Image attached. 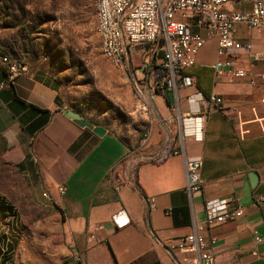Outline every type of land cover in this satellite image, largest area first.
<instances>
[{"label": "crops", "instance_id": "crops-1", "mask_svg": "<svg viewBox=\"0 0 264 264\" xmlns=\"http://www.w3.org/2000/svg\"><path fill=\"white\" fill-rule=\"evenodd\" d=\"M234 35L253 49L264 42L263 27L240 24ZM215 59V40L206 38L184 69L193 83L144 89L152 112L138 149L102 124L89 120L104 127L98 135L65 116L62 109L72 108L60 102L52 75L25 67L10 77L0 61V149L23 177L27 202L66 238L68 258L57 264H74V256L82 264H198L194 253L165 244L204 224L209 198L242 206L240 217L202 230L215 264H264V81L227 72L215 78ZM235 63L247 68V55ZM211 92L222 97L220 105L206 102ZM187 157L201 159V186L192 193L185 188ZM9 224L0 211V264H27L16 257L22 247Z\"/></svg>", "mask_w": 264, "mask_h": 264}, {"label": "rangeland", "instance_id": "rangeland-1", "mask_svg": "<svg viewBox=\"0 0 264 264\" xmlns=\"http://www.w3.org/2000/svg\"><path fill=\"white\" fill-rule=\"evenodd\" d=\"M95 23L93 0H0V56L52 75L62 104L142 148L151 103L140 96L131 75L145 93L137 77L139 53L147 44L137 46L141 49L127 65H112L100 52ZM0 202L10 206L7 231L22 247L16 251L18 260L27 264L67 260L60 226L27 202L24 179L1 149Z\"/></svg>", "mask_w": 264, "mask_h": 264}, {"label": "built area", "instance_id": "built-area-1", "mask_svg": "<svg viewBox=\"0 0 264 264\" xmlns=\"http://www.w3.org/2000/svg\"><path fill=\"white\" fill-rule=\"evenodd\" d=\"M236 1L93 0L100 52L112 65L123 67L141 49L137 46L147 44L139 51L141 59L137 78L144 83L141 85L143 89L153 93L169 85L193 83L184 69L195 61V54L205 39L211 37L215 40V78L227 72L245 77L251 84L257 80L264 81V42L259 49H253L249 41H242L234 35L240 24L264 28V0H251L248 8L224 7L226 2ZM239 53L247 55V68L236 65L235 57ZM0 61L6 65L10 77L25 69L24 64L10 61L6 55H1ZM131 77L139 94H143L134 76ZM206 102L218 106L222 97L211 92ZM178 150V147L169 149L171 152ZM184 165L187 192L198 191L201 186V159L187 157ZM63 190V184L57 186L59 193ZM147 201L151 205L152 197L148 196ZM203 211V225L166 242L165 248L194 253L198 264H215L210 239L203 236L202 230L240 217L242 206L231 198H209L203 201ZM121 215L122 211L114 215L117 226L123 222ZM73 260L74 264H82L79 256H74Z\"/></svg>", "mask_w": 264, "mask_h": 264}, {"label": "water", "instance_id": "water-1", "mask_svg": "<svg viewBox=\"0 0 264 264\" xmlns=\"http://www.w3.org/2000/svg\"><path fill=\"white\" fill-rule=\"evenodd\" d=\"M62 113L65 116L72 118L77 124L85 125V126L91 128L98 135H102L104 132L103 126H101L99 124L93 125L89 120L82 117L81 114L76 110H73L70 108H65V109H62ZM248 175H249V178L252 177L253 179H256L255 173L253 171H249ZM118 224H119V222H118Z\"/></svg>", "mask_w": 264, "mask_h": 264}, {"label": "trees", "instance_id": "trees-1", "mask_svg": "<svg viewBox=\"0 0 264 264\" xmlns=\"http://www.w3.org/2000/svg\"><path fill=\"white\" fill-rule=\"evenodd\" d=\"M94 123H96V122H94ZM5 203H2V202H0V211L1 212H5L6 214H7V208H10V206H8V205H4Z\"/></svg>", "mask_w": 264, "mask_h": 264}]
</instances>
